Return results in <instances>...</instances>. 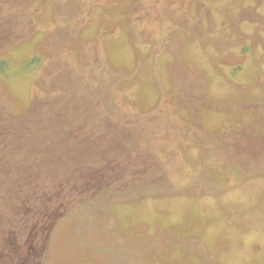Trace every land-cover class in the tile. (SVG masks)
<instances>
[{
  "label": "rangeland",
  "instance_id": "rangeland-1",
  "mask_svg": "<svg viewBox=\"0 0 264 264\" xmlns=\"http://www.w3.org/2000/svg\"><path fill=\"white\" fill-rule=\"evenodd\" d=\"M0 264H264V0H0Z\"/></svg>",
  "mask_w": 264,
  "mask_h": 264
}]
</instances>
